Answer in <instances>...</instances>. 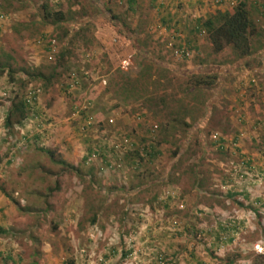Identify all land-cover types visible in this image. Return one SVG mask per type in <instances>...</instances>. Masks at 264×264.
I'll list each match as a JSON object with an SVG mask.
<instances>
[{
  "label": "rangeland",
  "instance_id": "rangeland-1",
  "mask_svg": "<svg viewBox=\"0 0 264 264\" xmlns=\"http://www.w3.org/2000/svg\"><path fill=\"white\" fill-rule=\"evenodd\" d=\"M238 2L250 55L213 53L197 20ZM173 9L0 0V264L264 256V0Z\"/></svg>",
  "mask_w": 264,
  "mask_h": 264
},
{
  "label": "trees",
  "instance_id": "trees-1",
  "mask_svg": "<svg viewBox=\"0 0 264 264\" xmlns=\"http://www.w3.org/2000/svg\"><path fill=\"white\" fill-rule=\"evenodd\" d=\"M43 17L50 20L53 25L65 20L64 14L60 11L52 13L45 11ZM195 27L196 31L204 33L205 39L213 53H218L228 47L236 58H244L250 55L249 37L255 34L256 31L255 23L250 19L244 3L238 2L231 10L215 11L201 22L197 20ZM261 32L264 33V28ZM259 36L263 37L262 35ZM64 54L61 53L60 56L62 57ZM4 70H7L9 74L11 73L7 65L0 63V74ZM24 75L36 79L43 78V75L38 71L35 74L28 75L25 73ZM194 84L208 86L210 82L197 80ZM24 107V101L19 100L16 106L18 111L22 112ZM9 116L8 114L6 116L7 122ZM21 118L22 115H20ZM252 264H264V256L256 255L253 258Z\"/></svg>",
  "mask_w": 264,
  "mask_h": 264
},
{
  "label": "crops",
  "instance_id": "crops-1",
  "mask_svg": "<svg viewBox=\"0 0 264 264\" xmlns=\"http://www.w3.org/2000/svg\"><path fill=\"white\" fill-rule=\"evenodd\" d=\"M203 1L204 0H151V6H154V9L157 10L160 22L163 23L165 20H171L173 16H181V14L174 15V5H176V8H181L183 6L184 14H189L190 12L194 13L196 16H198V14L200 13L202 14L203 12H205L204 9H202ZM192 6L194 9H192ZM220 8L221 7H217V9ZM184 16L185 15L182 14L181 17Z\"/></svg>",
  "mask_w": 264,
  "mask_h": 264
},
{
  "label": "built area",
  "instance_id": "built-area-1",
  "mask_svg": "<svg viewBox=\"0 0 264 264\" xmlns=\"http://www.w3.org/2000/svg\"><path fill=\"white\" fill-rule=\"evenodd\" d=\"M214 1H215V3L218 2V0H214ZM175 37L180 38V35L177 34V35H175ZM171 52H172V55H174V56H180V55L186 56L188 54L187 49L184 48V46L181 42L175 48L171 49Z\"/></svg>",
  "mask_w": 264,
  "mask_h": 264
}]
</instances>
